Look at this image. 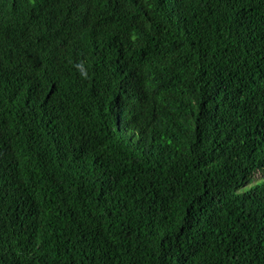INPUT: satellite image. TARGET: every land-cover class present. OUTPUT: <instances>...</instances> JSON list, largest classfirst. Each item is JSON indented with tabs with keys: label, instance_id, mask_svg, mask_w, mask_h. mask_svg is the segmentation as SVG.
Wrapping results in <instances>:
<instances>
[{
	"label": "trees",
	"instance_id": "trees-1",
	"mask_svg": "<svg viewBox=\"0 0 264 264\" xmlns=\"http://www.w3.org/2000/svg\"><path fill=\"white\" fill-rule=\"evenodd\" d=\"M264 0H0V264H264Z\"/></svg>",
	"mask_w": 264,
	"mask_h": 264
},
{
	"label": "snow or ice",
	"instance_id": "snow-or-ice-1",
	"mask_svg": "<svg viewBox=\"0 0 264 264\" xmlns=\"http://www.w3.org/2000/svg\"><path fill=\"white\" fill-rule=\"evenodd\" d=\"M260 178H264V172L260 174Z\"/></svg>",
	"mask_w": 264,
	"mask_h": 264
}]
</instances>
